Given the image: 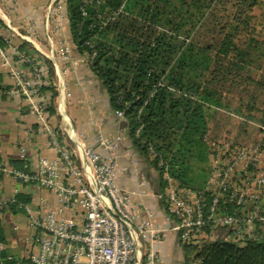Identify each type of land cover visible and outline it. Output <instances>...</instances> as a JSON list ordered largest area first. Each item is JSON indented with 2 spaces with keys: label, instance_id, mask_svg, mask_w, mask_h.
<instances>
[{
  "label": "built area",
  "instance_id": "obj_1",
  "mask_svg": "<svg viewBox=\"0 0 264 264\" xmlns=\"http://www.w3.org/2000/svg\"><path fill=\"white\" fill-rule=\"evenodd\" d=\"M125 2L117 0L111 6L106 0H81L79 12L87 18V10L96 7L90 18H98L103 27L123 13ZM66 6L67 0H49L44 14L45 38L48 43L56 40L51 51L67 66L65 71L68 65H75L72 47L63 36L70 22ZM25 20L30 37L19 35L17 28L9 27L10 34L3 39L4 44L8 45V39L15 36L30 41L37 35L35 21ZM87 45L93 59L96 53L91 44ZM10 52L29 66L27 73L10 67L5 49L0 46V59L6 62L14 82L7 93L23 99L28 112L35 116L38 132L50 138L59 161L41 158L36 172L31 173L0 166V175H11L24 185L36 184L55 192L58 207L38 215L30 205L18 203L27 218L28 235L24 240L32 252L24 263H18L9 253L3 255L6 246L0 242V264H159L153 244L160 239L161 229L153 224L152 215L145 208V220L138 222L141 213L133 201L134 192L122 190L115 182L113 150L121 137L108 140L98 134L96 142L104 155L86 148L84 161L77 167L74 154L60 146L47 123L39 96L40 89L48 84L40 68L15 47H10ZM114 117L126 120L122 111L114 112ZM212 148V169L204 188L180 186L165 174L166 190L161 196L166 207L164 220L174 223L171 230L185 244H195L212 234L214 228L224 227L229 228L227 237L233 242L261 241L264 238V129L254 148L232 143L212 144ZM105 151L110 153L105 155ZM19 158L25 160L23 148ZM18 193L16 189L10 199L0 200V207L15 204ZM224 203L230 206L231 213L226 212ZM77 216H81V224Z\"/></svg>",
  "mask_w": 264,
  "mask_h": 264
},
{
  "label": "trees",
  "instance_id": "obj_2",
  "mask_svg": "<svg viewBox=\"0 0 264 264\" xmlns=\"http://www.w3.org/2000/svg\"><path fill=\"white\" fill-rule=\"evenodd\" d=\"M106 1L117 4V0ZM256 4L257 0H126L123 13L101 27L98 18H90L96 7L83 18L81 0H67L71 42L77 53L89 58L111 110L124 112L136 149L146 155L151 147L168 162L169 175L183 185L193 182L189 161H202L201 137L206 131L202 105L194 99L211 102L216 95L217 100L230 95L253 104L263 94L264 76L254 81L248 75L252 54L233 41ZM6 32L0 23L1 47ZM87 44L96 53L93 59ZM15 48L36 63L27 43L19 41ZM41 63L51 77L49 63L45 59ZM44 110L53 114L50 106ZM181 141L186 145L179 154ZM157 160L153 167L161 174L164 166ZM15 199V204L0 207V242H4L1 216L5 210L15 212L18 203L28 201L21 194ZM224 206L231 213L230 206ZM217 230V237L202 247L183 246L185 264H264V238L240 247L228 240L229 228Z\"/></svg>",
  "mask_w": 264,
  "mask_h": 264
},
{
  "label": "crops",
  "instance_id": "obj_3",
  "mask_svg": "<svg viewBox=\"0 0 264 264\" xmlns=\"http://www.w3.org/2000/svg\"><path fill=\"white\" fill-rule=\"evenodd\" d=\"M48 2L49 0H16L15 2L0 0V23L7 31L2 38H6L10 32L9 23L21 29L23 36L30 37L25 19L31 18L35 21L37 35L32 36L30 41L22 39L20 41L27 43L33 49L35 54L32 57L36 59V64L48 84L43 87L47 90L40 93L39 101L44 109L50 106L53 110L52 115L44 111L47 123L57 142L74 154V162L78 167L84 161L86 148L104 155V151L96 142L98 134L108 140L120 136L121 140L113 150L116 156L115 182L117 186L126 192H134L133 201L141 213L138 222L145 220L143 213L145 208L151 213L153 224L161 229L160 239L153 244L159 264H185L183 246H197L199 242L198 244L182 243L178 234L171 230L174 223L164 220L166 207L161 196L166 190L165 173L160 174L157 168L153 167L154 160L148 153L143 155L136 149L128 134L126 121H120L114 117L107 93L91 71L88 58L85 54L77 53L73 47L69 27L65 28L63 36L72 47L75 65H68L65 71L67 66L57 59L54 51H51V46L55 48L57 42L52 39L48 43L45 38L44 14ZM13 38L8 39V45L5 44L4 47L6 61L10 67L27 73L28 67L22 65L10 52V47H16L14 41L17 39ZM40 58L49 63L52 69L51 77L47 69L43 67ZM5 63L0 59V166L21 172H36V164L41 158L59 161V157L51 145L50 138L38 132L39 127L35 116L28 112L23 99L7 93L12 89L14 82L9 73V67ZM22 148L25 160L19 158ZM109 153L105 151V155ZM196 161L197 164H202V161ZM16 163L19 164L18 167H14ZM208 165L210 171L205 180L199 174L195 175L197 171H194V174L192 172L188 175L193 177V182H190L189 186L185 184L183 186L196 190L204 188L212 169L209 156ZM167 177L181 184L170 175ZM16 189L19 192L18 195L21 194L28 200L21 201L20 204L30 205L38 215H44L48 210L58 207L55 192L36 184L24 185L11 175H0L1 201L10 199ZM15 209V212L5 210L1 216L4 244L7 253L17 260H26L32 252V248L28 247L24 240L28 235L27 218L18 206ZM65 214L71 216L70 212H65ZM76 220L78 224L82 223L81 216H77ZM217 232L218 230L205 238L215 239ZM201 243L203 244V241Z\"/></svg>",
  "mask_w": 264,
  "mask_h": 264
},
{
  "label": "rangeland",
  "instance_id": "obj_4",
  "mask_svg": "<svg viewBox=\"0 0 264 264\" xmlns=\"http://www.w3.org/2000/svg\"><path fill=\"white\" fill-rule=\"evenodd\" d=\"M247 18V25L240 27L235 32L233 41L239 48L247 49L252 54L251 73L248 72V75L250 79L255 81L264 76V0H257L255 7L248 12ZM9 26L15 29L14 24L9 23ZM16 30L19 35L23 34L21 29L17 28ZM13 39H17L14 41L16 44L20 41V38L16 36ZM262 93L253 104H248L247 101L240 102L237 97L230 95H220L218 100L216 95V97H211L209 100L211 102L194 99L202 105L206 131L201 137V144L203 145L202 164H197L195 158L189 159V164L195 166L193 174L194 171H197L195 175L199 174L205 180L210 171L208 156L210 159L213 150L212 144L232 143L241 148H254L253 146L258 143L261 137V130L264 129V91ZM213 101L218 104L213 105ZM185 145L183 141L178 143L179 154ZM148 154L154 161L158 159L157 163L164 166L163 173L169 176L168 162L161 159L151 147ZM210 240L203 237V239L198 240L199 244L197 242L195 244H198L197 247H202ZM242 246L243 244L240 243V247Z\"/></svg>",
  "mask_w": 264,
  "mask_h": 264
}]
</instances>
